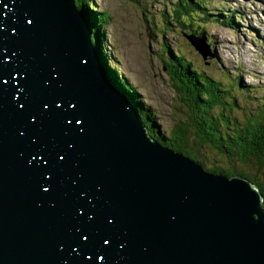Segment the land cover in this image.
I'll use <instances>...</instances> for the list:
<instances>
[{
  "label": "water",
  "instance_id": "1",
  "mask_svg": "<svg viewBox=\"0 0 264 264\" xmlns=\"http://www.w3.org/2000/svg\"><path fill=\"white\" fill-rule=\"evenodd\" d=\"M76 0H0V264H264V196L148 134Z\"/></svg>",
  "mask_w": 264,
  "mask_h": 264
},
{
  "label": "rangeland",
  "instance_id": "2",
  "mask_svg": "<svg viewBox=\"0 0 264 264\" xmlns=\"http://www.w3.org/2000/svg\"><path fill=\"white\" fill-rule=\"evenodd\" d=\"M175 1L93 0L97 14H109L106 27L99 28L107 68L115 71L149 110L161 135L169 134L188 113L163 64L169 53L180 51L196 68L225 84L239 78L233 115L245 122L259 113L264 97V0H209L210 13H234V24L210 23L205 28V38L188 37L190 33L174 26L169 17L168 24L164 23ZM204 153L205 170L231 165L240 171L248 170L208 149Z\"/></svg>",
  "mask_w": 264,
  "mask_h": 264
},
{
  "label": "trees",
  "instance_id": "3",
  "mask_svg": "<svg viewBox=\"0 0 264 264\" xmlns=\"http://www.w3.org/2000/svg\"><path fill=\"white\" fill-rule=\"evenodd\" d=\"M208 1L176 0L171 5L170 14L164 16V23L168 24L169 17L174 26L186 29L188 34L190 33L188 37L202 36L203 38L206 34L205 28L210 23L216 22L223 26L234 24V13L213 15L207 9ZM76 4L85 17H90L92 42L101 63L107 68L105 54L101 51L102 34L99 28L106 27L109 14L108 12L97 14L93 0H76ZM221 8L224 12L225 7L221 6ZM163 64L180 102L188 109L184 121L180 120L174 124L167 135L157 132L158 128L149 110L145 109L128 85L115 75V71L108 68L107 70L116 83V87L130 101L132 100L133 107L137 108L136 111L148 128V134H151L155 140L165 147L182 152L200 162L203 167L206 165L203 157L206 156L204 152L207 149L212 154L215 152L221 157H226L234 164L240 163L248 170L240 171L231 165L228 168L211 166L206 171L230 178H246L264 196V97L259 113L248 117L245 122H240L232 111L233 107L237 106L234 93L239 91V78L227 84L216 80L196 68L180 51L175 55L169 53V58L163 59ZM251 93L252 91L248 93L247 99ZM231 98L234 99L233 103L230 102Z\"/></svg>",
  "mask_w": 264,
  "mask_h": 264
},
{
  "label": "bare ground",
  "instance_id": "4",
  "mask_svg": "<svg viewBox=\"0 0 264 264\" xmlns=\"http://www.w3.org/2000/svg\"><path fill=\"white\" fill-rule=\"evenodd\" d=\"M89 23V22H88ZM203 47V46H202ZM132 101V100H131ZM137 107V106H136ZM137 109V108H136ZM151 135V134H150ZM152 136V135H151ZM173 150V149H172ZM212 173V172H211Z\"/></svg>",
  "mask_w": 264,
  "mask_h": 264
}]
</instances>
